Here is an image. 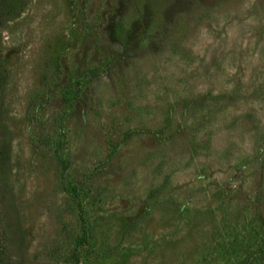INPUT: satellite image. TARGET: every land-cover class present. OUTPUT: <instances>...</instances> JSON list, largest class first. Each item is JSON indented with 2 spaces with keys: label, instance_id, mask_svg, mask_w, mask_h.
<instances>
[{
  "label": "rangeland",
  "instance_id": "obj_1",
  "mask_svg": "<svg viewBox=\"0 0 264 264\" xmlns=\"http://www.w3.org/2000/svg\"><path fill=\"white\" fill-rule=\"evenodd\" d=\"M0 72V264H264V0H29Z\"/></svg>",
  "mask_w": 264,
  "mask_h": 264
},
{
  "label": "trees",
  "instance_id": "obj_2",
  "mask_svg": "<svg viewBox=\"0 0 264 264\" xmlns=\"http://www.w3.org/2000/svg\"><path fill=\"white\" fill-rule=\"evenodd\" d=\"M29 0H0V28L16 19L27 7ZM6 77L3 72H0V95L3 93L5 86ZM1 101H0V110H1ZM1 114V111H0ZM7 144L2 138H0V244H3L4 239V230L1 222H5L7 215L5 211L11 208L6 204V192H7V183L6 177L8 175V161H9V152ZM7 264V261H6Z\"/></svg>",
  "mask_w": 264,
  "mask_h": 264
}]
</instances>
